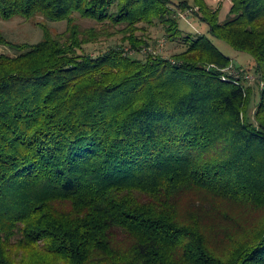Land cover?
Wrapping results in <instances>:
<instances>
[{"label":"trees","instance_id":"obj_1","mask_svg":"<svg viewBox=\"0 0 264 264\" xmlns=\"http://www.w3.org/2000/svg\"><path fill=\"white\" fill-rule=\"evenodd\" d=\"M227 2L221 17L207 0H0L2 20L67 25L39 23L34 44L0 33V264L24 246L55 264H264V0ZM153 30L169 56L149 51ZM213 39L253 59V88L226 80ZM192 192L261 217L214 254L209 211L175 218Z\"/></svg>","mask_w":264,"mask_h":264},{"label":"rangeland","instance_id":"obj_2","mask_svg":"<svg viewBox=\"0 0 264 264\" xmlns=\"http://www.w3.org/2000/svg\"><path fill=\"white\" fill-rule=\"evenodd\" d=\"M215 3L214 6H222L223 11L220 13V16L224 17L226 13V6L229 2H214L213 0H207ZM187 12V11H186ZM185 12V14H186ZM180 14H184V12H180ZM39 23L47 27L49 31L53 34L63 32L67 25L65 21H50L43 20L42 17H35L30 19H25L21 17H15L8 21L0 19V33L8 40L13 43H29L34 44L39 42L43 38V28L39 26ZM198 30L195 24H193ZM180 27L183 31L194 33V29L192 30L189 25L182 20ZM201 31V30H200ZM159 31H152V36L154 38H158V42L153 46H149V51H155L157 54H162L164 56H169L172 51V48L166 45L165 38L159 35ZM115 40V39H113ZM213 44L218 48L222 54L228 57L231 61L229 62L228 67L224 68V76L226 80L238 81L244 89L249 87H254L255 82L258 81L257 76L254 73V69L252 68L253 59L244 52H239L232 49L227 43L213 39ZM97 45L88 46L87 52H90L91 55H94V52L98 49ZM144 48V47H143ZM142 48V49H143ZM0 53H4L7 55H13V51L9 49L5 45H0ZM144 53V50H143ZM142 54L136 56H144ZM141 57V58H142ZM251 66L249 69L248 67ZM245 71L244 72H241ZM257 103L250 104L246 109V116L253 117L255 112V106ZM248 112V114H247ZM189 209L195 210L198 214V210L201 209L207 210L210 213L205 215H201V219H203V225L197 224L195 227H200L202 229L203 234L207 237L208 245L211 247L214 254L217 255H225L229 252L234 246L242 243L241 238L244 234H246L254 224L260 219V215L258 213L253 214L252 212H248L245 214H236L232 212L239 211L242 207L231 205L230 202L226 201L223 198H218L215 195H208L203 193H185L181 199L178 210L175 212V218L178 223L182 226L194 224L197 217L193 215V212H188ZM244 210L250 211L249 209L244 208ZM200 211V210H199ZM214 211V212H212ZM216 211L218 213H216ZM55 212L59 217V220H65L62 217L69 216L71 213V205L69 202H65L59 207L56 208ZM223 212V213H219ZM232 213V220H228L227 218H221V214ZM249 213L251 215H249ZM213 216V217H212ZM192 217H195L192 219ZM11 252L8 253L9 260L12 264H55L56 262L49 256V254L45 253L40 249L39 246H24V247H12L9 249ZM52 257H54L52 255ZM56 258V257H54Z\"/></svg>","mask_w":264,"mask_h":264},{"label":"built area","instance_id":"obj_3","mask_svg":"<svg viewBox=\"0 0 264 264\" xmlns=\"http://www.w3.org/2000/svg\"><path fill=\"white\" fill-rule=\"evenodd\" d=\"M213 1L218 3V2H224V1H230V0H213Z\"/></svg>","mask_w":264,"mask_h":264}]
</instances>
